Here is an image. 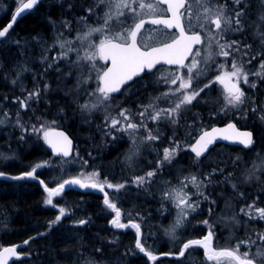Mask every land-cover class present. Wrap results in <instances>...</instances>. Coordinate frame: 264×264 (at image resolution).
Masks as SVG:
<instances>
[{"label": "trees", "instance_id": "16d2710c", "mask_svg": "<svg viewBox=\"0 0 264 264\" xmlns=\"http://www.w3.org/2000/svg\"><path fill=\"white\" fill-rule=\"evenodd\" d=\"M223 1H227L230 5H233V8L235 7L233 0ZM19 2L20 0H0V29L10 21L14 11L19 6ZM69 2L71 3V0H43L31 12L22 17L10 30L11 32L0 41V119L4 120V123L0 124V169H2L0 172L5 173L6 171L5 174L8 177L19 176L30 171L37 163L52 162V166L37 170L35 174L37 179L35 180H12L0 177V219L2 220H0V248L22 246L17 247L22 256L20 261L22 264H88L91 260L93 264H205L200 259V248L189 249L190 253H195L190 256L185 255L180 259L168 258V256H171L168 255L169 253L177 254L182 244L187 240L201 238L207 233L208 229L200 223V221L205 220V217L198 216V218V212L196 215L191 214L182 230H178L179 232L176 233V239L173 240L169 235H166L164 230L168 225H173L177 218L178 209L168 199L159 198L157 192H144L139 188L140 186L138 187L132 183V177L144 175L152 169L135 172L133 175L122 173V165L115 163L123 157L120 153L124 143L121 141L120 135L114 133L105 135L101 132L96 135L93 125L89 122L82 123L79 118V110L71 102V97L68 96V100L64 99L62 92L56 89L61 85L57 79L64 75V71L61 70L57 74L52 71V74L48 75V71L44 70V66L39 62L41 58L39 45L44 44V47H46L48 43L52 42L53 37L50 34L52 25L59 22L62 17H69L68 12L62 14V9ZM239 7L246 9V14L252 13L250 16L253 17L248 18L247 21L254 20L256 15L258 18L261 14H264V6L261 5L259 0H247L246 8L244 4ZM261 28L259 26L256 29L248 27V31H250L248 35L241 33L237 35L238 37H233L235 40L241 41L242 44L247 43L252 46V39H256L254 34H257L254 30L257 32ZM250 34H253L252 38ZM254 42H257V39ZM66 73H69L70 79L72 78L69 79L71 84L75 78L71 66L65 70ZM46 77H52V83L55 86L53 88L55 89L54 93H51L53 89L47 88L43 83L42 79L45 78L46 80ZM13 81L16 83H13ZM205 82H207V79H197L193 83V87L203 86ZM142 86L139 88V92H136L137 95H142ZM35 88H41L38 102L35 100H32L33 103L29 101L31 107L28 110L22 109L16 97L23 99L28 91H34ZM59 88L62 89L63 87ZM48 92L49 94H46ZM247 98V103L242 108L244 111H241L248 113L245 115L246 118H240L233 111L222 112L221 107L224 104L222 90L216 84H213L211 89H206L204 93H201V97L197 98L199 102L193 101L192 105L187 106L188 110L183 112L178 124L172 125L170 123L165 136L176 134L182 139L181 144L187 146L194 142V137L201 133V129L206 130L215 125L233 122L239 128L250 130L253 133L254 143L250 150L258 148L264 153V120L256 117L257 113H264L260 111V109H263V95H258L255 91H249ZM15 100L16 102H14ZM42 105H44V108L41 107ZM253 106L257 108L255 113L251 111ZM17 108L20 109L17 111ZM5 112L8 113L7 116L4 115ZM18 112L20 124L29 129L32 125L52 121L57 122V124L60 122L57 127L53 126V128L65 129L75 140L74 155L69 160H76L79 166L68 167L69 160L52 157L42 138H38L34 134H28L20 127L17 123ZM13 117L15 118L13 119ZM21 136L24 138L21 139ZM96 136L98 137L97 142L93 140ZM113 136L116 139H113ZM17 148L20 153L17 152ZM188 149L190 150V148L185 147V150L179 151L175 158L177 167H180L181 163L187 165L192 163L194 156L190 155ZM13 150L17 151L14 152ZM250 150L244 151L236 147L219 145L212 150V155H208L200 161L206 162L209 157H214L220 151L249 154ZM4 157H7V159ZM232 157L233 155L219 157L216 161H211L210 165L217 169L216 172L221 171V166L223 168L227 167V162H230ZM2 159H4V162ZM19 160H24L21 162L23 165ZM84 161H87L86 165ZM94 171L99 173L101 179L105 180L106 178L108 182L113 184L126 182L124 189L120 191L113 190L110 195L112 202L117 203L118 209L122 210L120 222L128 225L126 228H115L111 224L115 213L104 205V197L98 192L76 189L66 190L54 200L57 207L46 206V192L44 186L40 183L41 180L49 188H52L57 186V183L63 179ZM224 171H226L225 168ZM168 173L170 172L165 170L167 179L173 176ZM169 180L174 185L179 184L175 180L174 182L171 179ZM212 181L215 187L210 193V199L216 201L219 192H221L222 183L216 179ZM15 189L17 192H15ZM194 199L196 200L198 197H194ZM68 200L71 202H68ZM220 200L222 201V199ZM199 201L201 210L206 211L210 207L212 208V204L207 200L204 201L203 198H200ZM59 207H65L70 214L62 218V221L52 226L51 229L49 223L58 215ZM81 219L88 222L80 226L76 222ZM132 223L140 225L142 243L145 244L147 250H150L159 258L156 262L148 260L143 253L139 252V249L135 248L137 233L135 228L131 227ZM254 225L251 224L247 227V231L245 230L246 232H243V234L254 235L260 232L263 225L259 224L255 228L256 231L252 232ZM243 230L244 227L238 232ZM37 233L41 236L38 237ZM26 240L29 241L27 245L24 244ZM98 249L99 251H97ZM245 250L241 247V252Z\"/></svg>", "mask_w": 264, "mask_h": 264}, {"label": "snow or ice", "instance_id": "6c2138e0", "mask_svg": "<svg viewBox=\"0 0 264 264\" xmlns=\"http://www.w3.org/2000/svg\"><path fill=\"white\" fill-rule=\"evenodd\" d=\"M40 0H20L19 6L14 11L11 21L2 29H0V38H4L13 28L17 18H22V15H27L26 10H31ZM264 6V0H259ZM105 5L102 23L96 27L89 26L86 34L77 37L78 40L90 38L95 33L103 35L98 45L89 43V48L93 51L85 52L83 56L78 57L79 60L88 62L91 71L96 73L97 87L89 92L88 95L97 96V100L93 103H86L82 108L86 111H92L104 105L109 107L113 100L112 94L121 92L122 87L130 85L129 82L134 78L139 77L142 73L152 72L157 69V65L175 66L174 69L167 68L157 69L160 72L159 81L168 85V91L161 93V96L155 97V100L176 97L174 101H170L171 106L160 107L154 101L147 105H138L137 112L133 113L127 108H121L118 117H105L107 129L106 135L111 134V130L116 132H124L133 143H136V133L141 129L146 135L141 139L144 142H155L160 139V135L154 129L148 127V122L157 124L162 120H166L172 125L179 123L183 112L187 111V106L192 105L193 101H197L206 89H211L213 84L221 85L223 88L222 95L224 104L221 111L227 113L230 109L239 110L242 105L247 103L245 92L240 87L241 82L251 88H256L255 82H250L249 77L254 76L264 79V48L253 51L252 46L239 40L226 39L228 33L243 32L245 27V9L240 8L241 4L247 7V0H233L235 7L231 12L227 11V5H219L216 0H96L95 5L87 9L89 15L95 14V7ZM166 5V7H161ZM183 10V11H182ZM168 13L170 15H165ZM86 19V18H81ZM260 21H264V14L259 17ZM213 25L214 28H209L208 25ZM146 25L156 26L148 27ZM67 27V25H65ZM176 31L173 32L172 30ZM167 30V31H166ZM203 33V36H202ZM260 37V42L264 45V28L257 31ZM206 41V43H205ZM66 44L69 46L66 48ZM204 46V50L208 53L201 57V48L194 46ZM215 46V47H214ZM62 49L60 59L67 58L68 52L73 51L70 42L65 41L60 43ZM223 58L222 63H218L215 57ZM192 59L186 64V61ZM229 58H231L229 64ZM56 59V58H54ZM96 59L103 60L105 64L110 65L99 69L94 61ZM258 60V69L256 71L246 70L245 65L251 64L252 61ZM203 64V66H201ZM211 65H215L212 69ZM186 70V71H185ZM210 70L215 71V75L208 77L207 82L203 86L197 85L193 87V80L205 77ZM89 75L80 83L86 84L91 79ZM158 81V82H159ZM15 83V81H13ZM127 91V88H124ZM41 95L40 89L37 88L29 92L23 99L17 97L20 107L28 110L31 105L29 101L35 100L38 102ZM16 102V101H14ZM199 102V101H197ZM252 112H257V108L253 106ZM264 112V109H260ZM8 115L7 112L4 113ZM246 113L241 114L244 118ZM139 117L137 120L136 117ZM17 123L20 127L34 134L38 138H42L44 142L52 149L53 154L66 158L70 155L71 141L63 132L54 131L51 124L41 123L32 125L31 128H26L20 124L19 112L17 113ZM264 120V115L260 117ZM4 120L0 119V124ZM24 137L21 136V139ZM223 139L233 143L243 145L244 148H249L254 143L251 131H240L235 123H228L225 128H212L211 131L201 129V134L194 137L195 143L191 145H182L180 141L170 138V146L164 147L162 156L158 157L156 168L147 171L144 175L133 177L132 183L138 187L151 181V178L156 176L165 163L171 164L176 158L179 151L185 150V147H190L194 153L195 160L204 156L209 147L217 140ZM113 139H116L113 136ZM136 152H132L127 159L132 160ZM7 159V157H4ZM67 162V161H64ZM87 164V161H84ZM52 166L51 161H43L35 164L30 171H27L19 176L6 177V174L0 172V177H5L13 180L37 179L36 172L43 167ZM254 169L256 165L253 166ZM260 167H264V159L261 161ZM217 169H213L203 179L196 175L184 177L180 180L179 186L170 187L163 193L164 198L174 202L178 209L177 218L174 226L167 230V234L171 239H176V230L181 228L188 222V217L191 213L197 212L199 208V199L194 200L193 195L209 200L203 189L206 184L212 183V176ZM255 174L254 171L252 173ZM40 183L44 186V191L47 193L45 203L52 207H57L53 203V197L61 196L68 189L78 187L80 189H98L100 192H105V187L120 191L126 187L125 183L113 184L105 178L104 182L99 180V173L92 172L88 174L80 173L76 177L63 179L57 183L56 187L49 188L47 184L41 180ZM191 185L196 191L194 193L186 191ZM236 185H233L235 188ZM258 199V198H257ZM104 205L115 213V217L111 220V224L115 228H126L128 225L121 223V211L117 207V203L112 202L109 193L105 192ZM214 204L215 201H210ZM213 209L209 208V213ZM240 212L247 216L250 220H264V207H259L255 202L247 204L240 209ZM70 214L65 207H59L58 215L49 223V228L60 223L62 218ZM235 221V218H233ZM88 221L81 219L76 223L80 226ZM201 224L208 228V232L202 238H192L182 244L180 251L175 255L177 259L185 256L189 249L202 248L207 261H214L215 264H264V233L257 232L254 235L250 234L244 239H240L234 247L214 248L213 240L215 237L214 224L205 219L200 221ZM132 228H135L137 233L135 248L139 249L150 261L157 259L150 250L146 249L142 243L141 228L138 223H132ZM34 238V237H33ZM29 241H24L27 245ZM22 246L4 247L0 252V264H8V257L16 256V248ZM241 247L246 250L241 252ZM253 249H255L253 251ZM99 251V249L97 250ZM191 255V253H189ZM88 264H93L89 261Z\"/></svg>", "mask_w": 264, "mask_h": 264}, {"label": "rangeland", "instance_id": "374dc122", "mask_svg": "<svg viewBox=\"0 0 264 264\" xmlns=\"http://www.w3.org/2000/svg\"><path fill=\"white\" fill-rule=\"evenodd\" d=\"M87 2H89V4ZM216 2L219 5L226 4L227 5L226 10L229 12H231V10L233 9V5H230L227 1L224 2L223 0H216ZM95 3H96V0H81V1L71 0V3L69 2V4L66 5L62 9V14L64 12L65 13L68 12L67 15L69 17H66V18L62 17L59 22H55V24L52 25L53 26L52 33L50 34H52L53 40L50 44L48 43L46 47H44L45 46L44 44L39 45L40 51H41L40 52L41 58L39 62H41L42 65L44 66L45 68L44 70L50 69L51 71H54L55 74L59 73L61 70L64 71V75H62L63 77L62 76L58 77V82H60L61 84L59 87H63V88L61 89L58 87L59 89L57 90H60L63 94L71 97L72 99L71 102L79 110L78 111L79 118L81 119L82 123L86 124L89 122V124L93 125V127L95 128V134L97 135V133L98 134L100 132L106 133L107 131V129L105 128V124H106L105 117L108 116L109 118L111 117L120 118L118 117V113L121 108H127L131 112L135 113L138 110H140L138 109V105H147L153 101L160 107H168V106H171L170 101H174L176 97L170 96L166 99L161 98L160 100H155V97L161 96V93L168 91V85H166L162 81H159V76L161 75V73L156 72V74L150 79V82H152L151 85L153 86L151 85L150 87L147 86V88L142 90V95H135L136 92H139L138 88L134 90L133 92H130V90L127 89V91L129 92L124 91L123 94L120 95L119 97H113L112 101L107 102L110 104V106L107 108H105L103 104L92 111H86L82 108L84 104L86 103L90 104L97 100V96L88 95L89 92H92L97 87V81L95 79L96 73L91 71L90 64L88 62L79 60L78 57H80L81 55L83 56L85 52L90 53L91 51H93L94 49L89 48V43L98 45L99 41L103 39L104 37L100 33H95L90 38L85 39L83 41L77 39V37L81 36L82 34L87 33L89 26L96 27L102 23L101 18L103 17L104 12L106 11L105 5L101 4L95 7L94 15H89L88 13H86L87 9L91 5L92 6L95 5ZM245 12L247 13L246 9H245ZM251 14L252 13H248L245 16V27H244L243 32L228 33L225 38L230 39V40H235L234 37L232 38V36H234L235 33L237 35L241 33L248 35L250 32L248 30L251 29V28L248 29V27H252L256 29L257 26H259V28L261 27L264 28V21L259 20L260 16L257 18V15H256V18L254 20L247 21L248 18L253 17V16H250ZM80 16L86 19L82 20L81 19L82 17ZM89 18L90 19L92 18V19L90 20ZM65 25H67V27ZM208 27L214 28V26L210 24L208 25ZM254 32L257 33L255 30ZM250 35L252 38L253 34H250ZM254 35H255V38L257 39V42H254L256 39L254 38L252 39L253 41L252 50L253 51L261 50L262 48H264V45L261 44L260 37L257 34H254ZM202 36H203V33H202ZM65 41L70 42V46L73 49V51L68 52L67 58L60 59L59 57L61 56V53L63 50L60 49L59 45L60 43H63ZM68 46L69 45L66 44V48ZM207 54L208 53L204 50V46H202L201 47V57H197L196 59L200 60L202 57L206 56ZM261 58H264V57H261ZM215 60L217 64L223 62V58L219 56H216ZM230 61H231V58H229V64H230ZM94 63L99 69H103L106 66L100 59H96ZM258 64H259V61L254 60L252 61L251 64H246L245 69L256 71L258 69ZM69 66H71L72 70H75L73 75L76 78V79L74 78L75 80L71 84L69 82V79H70L69 73L65 74V70L69 68ZM201 66H203V64H201ZM211 68L214 69L215 65H211ZM89 75H91L92 78L88 80V83L86 84L80 83V81L84 80ZM214 75H215V71L210 70L207 76L201 77L199 79L201 80L208 79V77H212ZM196 80L197 79H194L192 83H194ZM249 81L255 82L257 86L256 88L253 89L249 87L248 85H245L241 82L240 86L242 90L245 92L246 100H248L247 96L249 95V91H255L257 92L258 95H260L261 92H263L262 95L264 97V79L250 76ZM259 82H261V85ZM53 88H55V86H53ZM262 88H263V91L261 90ZM28 93H26L25 97L27 96ZM132 93H134L135 96ZM131 95L133 96L131 97ZM142 100L146 102L144 103ZM243 106L244 105H242L239 110L230 109L229 111L236 112V115L241 118L242 113H246V115L248 114L247 112H241V111H244L242 109ZM263 109H264V105H263ZM257 115L261 117L262 115H264V113L263 114L257 113ZM258 116L257 118L261 120V118ZM136 119L138 120L139 117L137 116ZM50 123L51 122H49V124ZM59 124L60 122H58V124L57 122H55V124H51V128H53V126L57 127ZM148 127L151 129H154L156 132L159 133L160 139L158 141L144 142L141 139V137L146 135V133L144 132L143 129H141L138 133H136V143L134 144L132 138H130L126 133L116 132L114 129L111 130L112 134L114 133V134L120 135L121 141L124 143V147L120 153V155H123V157L120 160H118V162H115V163H119L122 165V173L127 174V175L129 174L133 175L135 172L148 170L150 168L152 170L155 169L158 157L162 156L163 148L170 146V143H169L170 138L174 140L182 141V139L179 136H176V134H171L168 137L165 136L167 129L170 127V123L166 120H162L157 124H153L151 121H149ZM93 140L97 142L98 137L96 136ZM227 147H230V146H227ZM132 152H136V155L133 156L131 161H129L127 157ZM188 152L190 153V155H192L189 149H188ZM228 152L220 151V153H216L214 157L213 156L209 157V159L206 160V162L200 161L202 159H199V161H197V160H194L193 158L192 163H190L189 165L181 163L180 167L176 166L175 159H174L171 162V164L165 163L164 166L161 168V170L157 173V175L151 178L150 182L145 183L143 186L139 187L144 192H149V191L157 192L159 194L158 195L159 198L160 197L164 198L163 193L165 191H167L170 187L179 186V184L178 185L172 184V182L169 179L173 180V182L175 180L177 183H180V180L182 178L188 177L191 175H196L200 179H203L208 173H211L214 169L213 166L210 165L211 161H216L219 157H223L225 155H233L232 160L230 162H227L229 166L227 165V167L226 166L224 167L226 171H224L223 166H221V171L215 172V174L211 178L212 180L216 179L217 181L222 183V186L220 188L221 192H219V195L215 203L212 204L213 211L210 214L209 209L206 211H203L199 207L197 210L198 212L197 217L203 216V218L205 217V219L209 220L210 223L215 222L214 224L215 237L213 240L214 248L234 247L235 244L240 239H244L248 236V235L243 234V232H246L248 229L247 227H249L251 224H255L252 230V232H255L256 231L255 228H257V226H259V224L262 223L263 226L261 227L260 232L264 233V220H261V219H256V221L250 220L247 216H245L244 214L240 212L241 208L253 202H255L259 207H264V167H260L261 161L262 159H264V153L262 152L261 149H258V148H253L252 150H250L249 154L247 153L243 154L240 152H233V153L229 152L228 154ZM208 155H212V154L210 153ZM254 165H256L255 169L253 167ZM67 166L68 167L79 166V163L76 162V160H71V161L69 160V162L67 163ZM165 170L170 172L168 174L173 175V176L167 179L165 177ZM253 171L255 173L254 175L252 174ZM1 178H5V177H1ZM25 179H28V178H25ZM99 180L101 182L105 181L101 179V176H99ZM234 184L236 185L235 188H233ZM214 187H215V184L212 181V183L206 184V186L203 189L204 193L205 191H207L205 195L209 197V200H207L208 202L212 201L210 199V193H212V190ZM71 189L98 192L102 194L103 197L105 195V192L109 193V196H110L111 192H113L114 190V189H108L107 187H105V192H100L98 189H80L78 187H74ZM66 190H70V189L66 187ZM186 191L194 193L196 190L191 185H189V188L186 189ZM194 197H197V196L193 195V199ZM46 198H47V193H46ZM56 198L57 197H53V203ZM198 199L200 200L199 197ZM220 199H222V201ZM169 201L172 202V204H174L173 201L171 200ZM46 206H51V205L46 204ZM197 212L191 213V214L196 215ZM121 216H122V213H121ZM233 218H235L236 222L233 221ZM175 221L173 225H168L165 228L164 233L166 235H168L167 230L171 229L174 226ZM202 226L204 225L202 224ZM183 227L178 228L176 230V233L179 232L178 230L181 231ZM243 227H244V230L241 232H238ZM200 252H201L200 259L205 264H215L214 261L206 260L204 250L202 248H200ZM189 253L190 252L188 251L185 253V255L190 256ZM192 254H195V253H191V255ZM168 258H176V256L171 255V256H168ZM158 259L159 258H157L155 261H152V262H156Z\"/></svg>", "mask_w": 264, "mask_h": 264}, {"label": "water", "instance_id": "95a60500", "mask_svg": "<svg viewBox=\"0 0 264 264\" xmlns=\"http://www.w3.org/2000/svg\"><path fill=\"white\" fill-rule=\"evenodd\" d=\"M43 0H40V2H42ZM24 2H27V0L26 1H24ZM39 2V3H40ZM39 3L36 5V6H38L39 5ZM36 6H34V8L36 7ZM164 7H166V5H164ZM33 8V9H34ZM33 9H31V10H26L27 11V13H29V12H31ZM183 11V10H182ZM167 15H170V14H168L167 13ZM166 15V16H167ZM13 16V15H12ZM25 15H22V17H24ZM12 18V17H11ZM21 18H17V21H16V23L20 20ZM10 21H11V19H10ZM9 21V22H10ZM8 22V23H9ZM7 23V24H8ZM15 23V24H16ZM6 24V25H7ZM14 24V25H15ZM5 25V26H6ZM14 25H13V27H14ZM4 26V27H5ZM11 30V29H10ZM10 30H9V32H10ZM174 31H176L175 29H173ZM5 38V37H4ZM4 38H0V41H2ZM201 46V45H200ZM200 46H194V50H195V47H200ZM190 58L191 57H189V60H190ZM188 60V61H189ZM103 61V60H102ZM188 61H186V64H187V62ZM103 63H105L104 61H103ZM106 65V64H105ZM110 65V62H109V64H107L105 67H107V66H109ZM162 66H166V67H169V68H175V66H167V65H157V68L158 67H162ZM156 69H153V71L152 72H154ZM152 72H145V73H152ZM145 73H142L139 77H136V78H134V80L135 79H138V78H140V77H142L143 76V74H145ZM133 80V81H134ZM132 82V81H131ZM131 82H129V83H131ZM126 86H128V85H125L124 87H122V89H121V92L123 91V89L126 87ZM121 92H119V93H113L112 94V96H117V95H119ZM229 123H233V122H229ZM227 124L228 123H226V124H223V125H215V126H212V127H210V128H208V129H206L207 131H211V129L212 128H220V129H222V128H225L226 126H227ZM237 126V125H236ZM54 131H57V132H63L67 137H68V139L71 141V144H70V146H69V148H70V155L68 156V157H66V158H62V157H60V156H57V155H54L53 154V151H52V149L45 143V146H46V148H47V150L49 151V153L51 154V156L52 157H54V158H57V159H64V160H69L70 158H72V156H73V154H74V150H75V140L71 137V135L65 130V129H63V128H52ZM237 129L238 130H240V131H250V130H246V129H241V128H239L238 126H237ZM201 133H199L198 135H197V137L200 135ZM252 137H253V139H254V135H253V133H252ZM195 143V140H194V142L192 143V144H194ZM217 145H227V146H232V147H238V148H241V149H243V150H249L251 147H249V148H244L243 147V145H240V144H238V143H233V142H230V141H226V140H223V139H217L210 147H209V149H208V151L204 154V156H202L200 159H202V158H205L208 154H209V152L211 151V150H213ZM190 152H191V149H190ZM191 154L194 156V153H192L191 152ZM6 247H12V246H6ZM3 251V248L2 249H0V252H2ZM16 251H17V254L20 256V254H19V252H18V250H17V248H16ZM17 260H20V259H17L16 258V256H11V257H8V264H12L14 261H17Z\"/></svg>", "mask_w": 264, "mask_h": 264}, {"label": "flooded vegetation", "instance_id": "af4514ba", "mask_svg": "<svg viewBox=\"0 0 264 264\" xmlns=\"http://www.w3.org/2000/svg\"><path fill=\"white\" fill-rule=\"evenodd\" d=\"M161 7H164V6H161ZM165 15H167V13H165ZM148 27H156V26H151V25H146V28H148ZM167 31V30H166ZM173 32H175L174 30H172ZM202 47V46H201ZM200 48V47H199ZM192 58H190V60H191ZM189 60V61H190ZM189 61L187 62V63H189ZM105 64V63H104ZM161 68H167V69H169V70H172V69H174V68H169V67H166V66H162V67H158L157 69H161ZM157 69L154 71V72H152V73H145V74H143V76L142 77H140V78H138V79H135L134 81H132L131 83H130V85L131 86H127V89H129L131 92H133L134 90H136L137 88L139 89L142 85H144V86H142V88H143V90L145 89V88H147V86L148 87H150V85H151V83L152 82H150V79L156 74V72H157ZM46 71H48L47 72V74L48 75H50V74H52V71H50V69L49 70H46ZM51 72V73H50ZM50 78L51 77H46V80H45V78H43L42 79V81L44 82V84H45V86L47 87V88H49V89H52L53 88V83H52V79L50 80ZM260 83V85H261V82H259ZM50 84V85H49ZM50 86V87H49ZM151 86H153V85H151ZM216 86H218L222 91H223V88H222V86L221 85H218V84H216ZM241 87V86H240ZM262 91H263V88L261 89ZM263 92H261V94H262ZM133 96V95H132ZM131 96V97H132ZM263 105H264V97H263V103H262ZM12 264H21L20 263V261H14Z\"/></svg>", "mask_w": 264, "mask_h": 264}, {"label": "bare ground", "instance_id": "6f19581e", "mask_svg": "<svg viewBox=\"0 0 264 264\" xmlns=\"http://www.w3.org/2000/svg\"><path fill=\"white\" fill-rule=\"evenodd\" d=\"M87 3L89 4V2H87ZM91 6H92V5H91ZM250 8H251V7H250ZM85 10H86V9H85ZM96 10H97V9H96ZM85 12H86V11H85ZM86 13H88V12H86ZM80 17H82V16H80ZM88 17H90V16H88ZM87 19H88V18H87ZM89 19H90V18H89ZM91 19H92V18H91ZM91 19H90V20H91ZM93 19H94V18H93ZM91 22H92V21H91ZM73 24H74V23H73ZM69 26H71V25H69ZM49 27H50V26H49ZM49 27H48V28H49ZM10 32H11V31H10ZM50 33H52V32H50ZM235 35H237V34L235 33ZM235 35H234V36H235ZM237 37H238V36H237ZM232 38H233V36H232ZM237 40H238V39H237ZM78 55H79V54H78ZM83 55H84V54H83ZM79 56H80V55H79ZM81 56H82V55H81ZM43 69H44V68H43ZM76 69H77V68H76ZM43 71H44V70H43ZM50 71H51V70H50ZM72 71H75V70H72ZM88 71H89V70H88ZM53 72H54V71H53ZM32 73H33V72H32ZM50 73H51V72H50ZM45 74H46V73H45ZM54 74H55V73H54ZM54 74H53V75H54ZM93 74H94V73H93ZM27 75H28V74H27ZM73 76H74V75H73ZM21 77H22V76H21ZM52 77H53V76H52ZM52 77H51V78H52ZM25 78H26V77H25ZM25 78H24V80H25ZM31 78H32V77H31ZM34 78H35V77H34ZM51 78H50V80H51ZM35 79H36V78H35ZM66 79H67V78H66ZM71 79H72V78H71ZM71 79H70V80H71ZM75 79H76V78H75ZM75 79H73V80H75ZM22 80H23V79H22ZM55 80H56V79H55ZM57 80H58V79H57ZM57 80H56V81H57ZM40 81H41V80H40ZM66 82H67V81H66ZM15 83H16V82H15ZM43 83H44V82H43ZM54 83H55V82H54ZM56 83H57V82H56ZM21 84H22V83H21ZM21 84H20V85H21ZM28 84H29V83H28ZM38 84H39V83H38ZM38 84H37V87L40 85V84H39V85H38ZM15 85H16V84H15ZM49 85H50V84H49ZM28 86H29V85H28ZM29 87H30V86H29ZM35 87H36V86H35ZM49 87H50V86H49ZM31 88H32V87H31ZM125 88H126V87H125ZM39 89H41V88H39ZM43 89H44V88H43ZM52 89H53V88H52ZM56 89H59V88H56ZM23 90H24V89H23ZM26 90H28V89H26ZM32 91H33V90H32ZM59 91H60V90H59ZM49 92H50V91H49ZM49 92L46 93V94H49ZM54 92H55V89H53L51 93H54ZM57 92H58V91H57ZM57 92H56V93H57ZM60 92H61V91H60ZM127 92H129V91H127ZM130 92H131V91H130ZM23 93H24V92H23ZM43 94H44V93H43ZM132 94L134 95V93H132ZM62 95H64V96H63V97H65L64 99L68 100V99H67L68 95H65V94H63V93H62ZM135 95H137V94H135ZM135 95H134V96H135ZM20 96H21V95H20ZM52 96H53V95H52ZM55 96H56V95H55ZM131 96H132V95H131ZM11 97H12V96H11ZM48 97H49V96H48ZM14 98H15V97H14ZM16 98H17V97H16ZM58 98H59V97H58ZM58 98H57V99H58ZM60 98H61V97H60ZM141 98H142V97H141ZM42 99H43V98H42ZM42 99H41V100H42ZM53 99H54V98H53ZM142 99H143V98H142ZM144 99H145V98H144ZM41 100H40V101H41ZM66 100H65V101H66ZM11 101H12V100H11ZM15 101H16V100H15ZM140 101H141V100H140ZM142 101H143V100H142ZM31 102H32V101H31ZM61 102H62V101H61ZM143 102H144V101H143ZM145 102H146V101H145ZM145 102H144V103H145ZM32 103H33V102H32ZM39 103H40V102H39ZM42 103H43V102H42ZM12 105H13V103H12ZM16 105H17V104H16ZM16 105H15V106H16ZM37 105H38V104H37ZM44 105H45V104H44ZM44 105H42L41 107L44 108V107H43ZM46 105H47V104H46ZM15 106H13V107H15ZM38 106H39V105H38ZM10 107H11V106H10ZM36 107H37V106H36ZM49 107H50V106H49ZM49 107H48V108H49ZM51 107H52V105H51ZM45 108H46V107H45ZM11 109H12V108H11ZM13 109H14V108H13ZM19 109H20V108H19ZM19 109L17 108V111H18ZM5 110H6V109H5ZM36 110H37V109H36ZM46 110H47V109H46ZM34 111H35V110H34ZM54 111H55V110H54ZM13 112H14V110H13ZM38 112H40V111L38 110ZM10 113H11V114H14L15 112H14V113L10 112ZM71 113H72V112H71ZM48 114H49V113H48ZM50 114H51V113H50ZM55 114H56V113H55ZM39 115H40V114H39ZM35 116H36V115H35ZM257 116H258V115H256V117H257ZM11 117H12V115H11ZM258 117H260V116H258ZM14 118H15V117H13V119H14ZM245 118H246V117H245ZM72 119H73V118H72ZM72 119H71V120H72ZM75 121H76V120H75ZM73 122H74V121H73ZM76 126H77V125H76ZM79 126H80V125H79ZM31 140H32V139H31ZM31 140H30V141H31ZM17 147H19V146H17ZM19 148H20V147H19ZM4 149H5V148H4ZM20 149H21V148H20ZM10 150H11V149H10ZM17 150H18V148H17ZM17 150H16V151H17ZM8 151H9V150H8ZM13 151L16 152L15 150H13ZM19 151H20V150H18L17 152H19ZM23 151H24V150H23ZM23 151H22V152H23ZM14 152H12V153H14ZM25 152H26V151H25ZM19 153H20V152H19ZM27 153H28V152H27ZM24 154H25V153H24ZM8 155H9V154H8ZM17 155H18V154H17ZM3 156H4V155H3ZM11 156H12V155H11ZM19 156H21V155H19ZM25 156H26V155H25ZM12 157H13V156H12ZM15 157H16V155H15ZM15 157H14V158H15ZM23 157H24V156H23ZM8 158H9V157H8ZM21 158H22V156H21ZM21 158H20V159H21ZM0 160H1V159H0ZM2 160H3V162H4V159H2ZM21 160H22V159H21ZM10 161H11V160H10ZM19 161H20V160H19ZM19 161H18V163H19ZM23 161H24V160H23ZM23 161H20V163L23 162ZM26 161H27V160H26ZM32 161H33V160H32ZM3 162H2V163H3ZM13 162H14V161H13ZM35 162H36V161H35ZM6 163H7V162H6ZM10 163H11V162H10ZM10 163H9V164H10ZM4 164H5V163H4ZM9 164H8V165H9ZM30 164H31V163H30ZM33 164H34V163H33ZM33 164H32V165H33ZM21 165H23V164L21 163ZM25 165L27 166V164H25ZM1 168H2V167H1ZM7 169H8V168H7ZM0 170H2V169H0ZM9 170L11 171L10 168H9ZM9 170H7V171H9ZM4 171H5V170H4ZM12 172H13V171H12ZM5 173H6V171H5ZM10 173H11V172H10ZM8 174H9V172H8ZM14 174H15V173H14ZM11 175H13V174H11ZM12 180H13V179H12ZM10 182H11V181H10ZM13 182H14V181H13ZM13 184H14V183H13ZM6 186H7V185H6ZM4 187H5V186H4ZM9 187H10V186H9ZM5 188H6V187H5ZM7 189H8V188H7ZM7 189H5V190H7ZM11 189H12V188H11ZM12 191H13V190H12ZM5 192H6V191H5ZM15 192H17L16 189H15ZM238 192H239V191H238ZM240 192H241V191H240ZM238 194H239V193H238ZM11 195H12V193H11ZM241 195H242V193H241ZM241 195H240V196H241ZM71 199H72V198H71ZM72 200H74V199H72ZM68 202H71V201L68 200ZM259 202H260V201H259ZM135 204H136V203H135ZM208 204H209V203H208ZM208 204H207V205H208ZM209 205H210V204H209ZM73 206H74V205H73ZM134 207H136V206H134ZM136 208H137V207H136ZM131 210H133V209H131ZM133 211H134V210H133ZM74 213H75V212H74ZM131 215H132V214H131ZM105 216H106V215H105ZM101 217H102V216H101ZM49 218H50V217H49ZM198 218H199V217H198ZM53 219H54V218H53ZM0 220H1V219H0ZM48 220H50V219H48ZM1 221H2V220H1ZM255 221H256V219H255ZM1 223H2V222H1ZM252 223H253V222H252ZM261 224H262V223H261ZM45 225H46V224H45ZM74 226H75V224H74ZM45 227H46V226H45ZM55 227H56V226H55ZM53 228H54V227H53ZM51 229H52V227H51ZM100 229H101V228H100ZM0 230H1V229H0ZM74 230H75V229H74ZM76 230H77V229H76ZM102 230H103V229H102ZM46 233H47V231H46ZM49 233H50V229H49ZM37 234H38V233H37ZM2 235H3V234H2ZM2 235H1V236H2ZM33 236H35V235H33ZM33 236H32V237H33ZM40 236H41V235H40ZM40 236H39V234H38V237H40ZM44 236H45V233H44ZM66 239H67V238H66ZM163 241H164V240H163ZM163 241H162V243H163ZM174 242H175V241H174ZM167 243H168V242H167ZM178 243H179V242H178ZM63 244H64V243H63ZM168 244H169V243H168ZM170 244H171V243H170ZM174 244H175V243H174ZM178 245H179V244H178ZM92 248H93V247H92ZM89 249H90V248H89ZM66 250H67V249H66ZM89 252H90V251H89ZM192 253H193V252H192ZM95 254H96V253H95ZM90 255H91V254H90ZM191 260H192V259H191ZM191 260H190V261H191ZM91 261H92V260H91ZM110 261H111V260H110ZM193 261H194V257H193ZM80 262H82V261H80ZM111 262H112V261H111ZM117 262H118V261H117ZM198 263H199V262H198ZM188 264H189V263H188ZM190 264H191V263H190Z\"/></svg>", "mask_w": 264, "mask_h": 264}]
</instances>
